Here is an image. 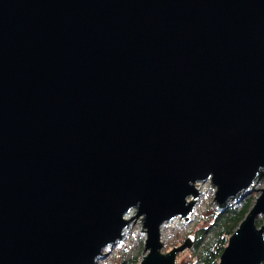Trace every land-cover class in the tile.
<instances>
[{"label": "water", "instance_id": "1", "mask_svg": "<svg viewBox=\"0 0 264 264\" xmlns=\"http://www.w3.org/2000/svg\"><path fill=\"white\" fill-rule=\"evenodd\" d=\"M262 174L264 0H0V264H93L130 211L175 264L195 182ZM263 261L264 187L217 264Z\"/></svg>", "mask_w": 264, "mask_h": 264}, {"label": "rangeland", "instance_id": "2", "mask_svg": "<svg viewBox=\"0 0 264 264\" xmlns=\"http://www.w3.org/2000/svg\"><path fill=\"white\" fill-rule=\"evenodd\" d=\"M255 180L256 181L252 187L250 186L247 189L248 192L246 194L236 199L227 200L224 205H220L215 200L214 193L216 188L212 182L208 179L206 181H200L199 183H203L205 186L206 184H209V187L204 191L199 192L196 197L192 196L195 199L194 206L190 212L192 213L195 211L193 218L181 226H166L162 229V231L160 230V236L163 244L161 251L166 253L172 247L179 246L186 235L194 236V233L199 229L206 228L208 232L210 230V224H212L213 221L211 214L214 211L221 213L229 206L242 201L246 197L251 198L250 206L248 208L249 210L259 197L260 189L264 187V174L258 175ZM128 215H130L128 217L130 221L124 230V236L121 239V242L119 245H111L108 248H104L102 251L105 255L100 257L96 264H132V260L134 261V259H136V262H139L142 256L146 253L142 251L145 234L141 229V220H137L133 217V211H130ZM203 216H206V218ZM262 222L263 214L257 215L255 218L256 225L258 224L257 226H259ZM194 242L195 237H193L190 248H187L176 255L175 264H189L190 261L193 262V259H196V257L193 256V254H195L193 250ZM217 263H219V258Z\"/></svg>", "mask_w": 264, "mask_h": 264}, {"label": "trees", "instance_id": "3", "mask_svg": "<svg viewBox=\"0 0 264 264\" xmlns=\"http://www.w3.org/2000/svg\"><path fill=\"white\" fill-rule=\"evenodd\" d=\"M250 202L251 198L246 197L242 201L229 206L221 213L214 211L211 214L213 221L210 224V230L207 232V229L204 228L194 233L195 242L193 250L195 254L193 256L196 259H193V262L190 261L189 264L217 263L223 248L227 244V238L247 213ZM203 217L206 218V216ZM131 263L137 264L138 262L134 259ZM261 264H264V261Z\"/></svg>", "mask_w": 264, "mask_h": 264}, {"label": "bare ground", "instance_id": "4", "mask_svg": "<svg viewBox=\"0 0 264 264\" xmlns=\"http://www.w3.org/2000/svg\"><path fill=\"white\" fill-rule=\"evenodd\" d=\"M256 179V178H255ZM253 180V182L251 183V187H252V185L254 184V182L256 181V180ZM208 180H209V178H208ZM209 187V184H206V186L203 184V183H199V181H197V182H195V184H194V188L197 190V193H199V192H202V191H204L205 189H207ZM214 189V188H213ZM194 197V196H193ZM192 197V195H190V196H188L187 197V201L189 202H191V201H195V199ZM196 197V196H195ZM227 201V200H226ZM225 201V202H226ZM229 201V200H228ZM194 206V205H193ZM193 208V207H192ZM192 210V209H191ZM191 210L185 215V216H177V217H174V218H172L171 220H169V221H167V222H165V223H163L162 224V226L160 227V230L162 231V229L163 228H165L166 226H181L182 224H184V223H187V222H189L192 218H193V214H194V212H192V213H190L191 212ZM130 215H128V213L124 216L126 219H128V217H129ZM127 227V225L123 228V230H122V237L119 239V240H117L116 242H115V244L114 245H119V243L121 242V239L123 238V233H124V230H125V228ZM144 231V233H145V230H143ZM162 233V232H161ZM160 239H161V236H160ZM111 246V244H108V245H106V247L105 248H108V247H110ZM104 249V248H103ZM102 249V250H103ZM99 259V257H96L95 258V260H94V262H93V264H96L97 263V260Z\"/></svg>", "mask_w": 264, "mask_h": 264}]
</instances>
